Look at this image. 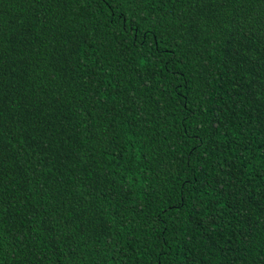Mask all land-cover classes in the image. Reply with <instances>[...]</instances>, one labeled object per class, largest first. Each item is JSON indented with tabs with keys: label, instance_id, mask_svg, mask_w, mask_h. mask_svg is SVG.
I'll use <instances>...</instances> for the list:
<instances>
[{
	"label": "trees",
	"instance_id": "obj_1",
	"mask_svg": "<svg viewBox=\"0 0 264 264\" xmlns=\"http://www.w3.org/2000/svg\"><path fill=\"white\" fill-rule=\"evenodd\" d=\"M0 264H264V0H0Z\"/></svg>",
	"mask_w": 264,
	"mask_h": 264
}]
</instances>
